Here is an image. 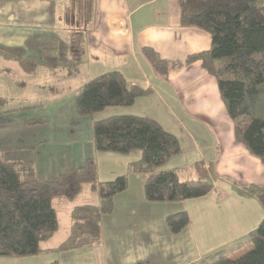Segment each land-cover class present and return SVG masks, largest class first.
<instances>
[{
    "label": "trees",
    "instance_id": "1",
    "mask_svg": "<svg viewBox=\"0 0 264 264\" xmlns=\"http://www.w3.org/2000/svg\"><path fill=\"white\" fill-rule=\"evenodd\" d=\"M179 1L181 23L205 30L211 40L208 49L187 55L178 67L198 60L215 76L220 99L233 120L235 141L264 162V0ZM93 13V0H69L67 39L55 36L43 43L42 61L2 49L0 54L17 61L26 73H34L42 64L66 66L71 72L84 58V32ZM141 53L160 76L171 70V63L154 48L144 46ZM151 93V88L131 84L121 71L112 69L84 81L75 92L74 105L78 114L92 116L106 107L130 106L137 98ZM92 139L97 151L139 152L129 170L147 174L144 196L148 201L200 197L214 187L206 177L181 179L176 169H158L180 153L181 146L175 135L151 117L116 114L93 120ZM21 167L20 163L0 158V256L42 252L40 242L50 238L58 227L52 199L71 198L84 185L98 191L99 201L72 208L71 232L59 248L98 246L101 216L112 211L114 195L128 187V175L120 174L106 182L98 180L92 156L44 177L23 174ZM239 191L255 197L264 208V186L249 184ZM165 222L170 233L176 234L189 223V216L185 210L177 211L168 214ZM245 242L250 246L247 251L223 253L208 264H264V217L248 232Z\"/></svg>",
    "mask_w": 264,
    "mask_h": 264
},
{
    "label": "crops",
    "instance_id": "2",
    "mask_svg": "<svg viewBox=\"0 0 264 264\" xmlns=\"http://www.w3.org/2000/svg\"><path fill=\"white\" fill-rule=\"evenodd\" d=\"M29 2L32 8L35 5L42 8H37L36 13H29L28 19L37 23L45 22L44 25L49 31L51 4L55 6L54 21H62V13L58 11L61 8L66 9L69 0H30ZM93 2L92 21L84 32L86 52L83 60L74 70L70 72L66 66L50 67L42 64L34 73L23 72L30 78L36 77L41 72L40 67L60 71V74L66 78L75 76L76 72L77 74L84 72L86 77L84 81H86L107 70L121 71L131 84L149 87L152 93L137 98L130 106L106 107L94 114V120L116 114L151 117L157 120L165 130L176 136L181 146V152L178 155L183 157L188 152H193L194 162L201 164L202 168L208 167L206 172L211 177V166L215 169V165L218 167L219 161L223 162L227 157V153L223 155L221 147L223 143L225 145L227 142L231 143L232 127L225 126L227 120L225 109L218 99L217 91L214 94L211 93L212 87L217 85L200 61L196 60L178 67L187 55L209 48L210 34L196 26L181 23L179 0H93ZM4 3L5 0H0V25L4 17H9V13L4 12L6 6ZM10 9L11 17H15L18 14L17 9L15 10L12 5ZM17 25L16 27H20L19 24ZM33 26L37 29L41 28L40 24H33ZM63 26L68 27V24L65 22ZM56 28H54L53 37L60 36ZM53 37L49 39L47 35L43 38L42 44L52 40ZM60 37L67 39L65 35ZM144 46L154 48L171 63V70L166 76H160L154 72L141 53ZM42 52L43 58V49ZM0 60H2L1 64H8L6 60L15 61L1 54ZM83 64L86 65L82 68ZM0 73L5 74L7 78L6 82L9 85L7 93H13L18 88L27 86V82L19 80L15 75L17 72H14L10 66L0 65ZM1 95L3 94L0 89V97ZM208 95L211 97L210 100ZM2 100L4 101L3 97ZM234 146L236 150L242 151V147L235 144ZM236 160V164L242 168V172L248 179L244 185L260 183L256 180L254 172L248 173V165L253 159L246 155L244 158L237 157ZM18 161L20 164L24 162L22 160L9 162L18 163ZM26 167L31 169L32 164ZM258 167L260 174L263 173L261 166L258 165ZM170 168L178 169V166L171 165L161 169ZM129 177L128 187L114 195L112 211L101 216L100 244L89 247L101 250V253L97 255L99 264H208L220 254H232L231 251L239 246L234 247V245L241 240L245 242L247 233L255 227L252 225L260 217H264V209L262 207L259 209L257 203L251 201L255 197L242 194L237 188L232 193H226L218 186H214L212 191L200 197L203 199L202 204L205 205H203L200 219L187 206V199L176 205L162 201L148 202L144 196V181L147 174L133 172L129 174ZM214 183H216L215 180ZM229 198L232 202L223 201ZM97 203L98 201L87 204ZM214 209L218 216L214 213ZM253 209L257 211L254 218L250 214ZM182 210L189 214V223L179 233L172 235L164 231L163 227L159 229V226H156L157 223L161 224V218L164 215ZM244 210H247V213L241 218ZM231 213L236 214L234 221H232ZM261 213L263 217L260 216ZM158 214L162 215L156 216ZM212 214L216 216L215 221L211 219ZM250 217L253 224L247 222ZM203 240L213 242V245L218 243L219 247L233 246L211 255L210 252L215 249L213 245L200 252L199 246H202ZM236 254L238 253L232 255ZM164 260L167 261L164 262Z\"/></svg>",
    "mask_w": 264,
    "mask_h": 264
},
{
    "label": "rangeland",
    "instance_id": "3",
    "mask_svg": "<svg viewBox=\"0 0 264 264\" xmlns=\"http://www.w3.org/2000/svg\"><path fill=\"white\" fill-rule=\"evenodd\" d=\"M29 1L30 0H5L4 4L6 6L4 7V12L9 13V17H4L0 25V49L10 53H17L21 56H32L39 61L42 59L43 52L40 45L44 40L43 38L49 35V39H51L55 34L54 28L57 27L55 30L58 31L60 36L68 35L69 28L63 26L66 22V9L63 10L61 8V10L59 9L58 11L62 13V21H54L53 10L55 6L51 4L52 13L49 21L50 30L48 31L46 25H44L46 24L45 22L37 23V21L32 22L28 19L29 13H36L37 8H42V6L39 5H35L32 8ZM11 5L14 9H17L18 14L15 17H11ZM59 6L61 5L59 4ZM17 24H19L20 27H16L18 26ZM33 24H40L41 28L37 29ZM42 32H44V34ZM6 62H8V64L0 63V65L12 67V70L17 72L15 73L16 77L19 78V80L27 82V86L22 89L18 88V90L13 93H7L9 87L6 82L7 78L5 74L0 73V89L3 94L0 98H4V101L0 103L1 159L6 161L22 160L24 161L21 164V166L24 167L21 168L23 174H32L39 177L56 175L72 165L81 164L86 156H94L97 164L98 180L106 182L113 180L120 174L126 173L129 183V174L133 172L131 169L129 170V165L131 166V163L128 162L137 160L139 158V152L118 153L97 151L92 139V122L94 120V115H80L75 110V92L86 78L84 72H82L83 74H77L76 72L75 76L66 78V76L60 74V71L40 67L41 72H39L36 77L30 78V76L23 72L17 61L6 60ZM85 65L86 64H83L81 67L83 68ZM210 75L217 85L215 76L213 74ZM212 88L211 93L214 94L217 91L218 99L223 109H225L220 99L218 87L213 86ZM209 98H211L210 95H208V99ZM225 115L227 119L225 126L231 125L232 127V140L231 143L227 142V145L222 141L221 151L223 155L227 153V157L223 162L220 160L218 167L215 165V169L211 166V177L206 172L208 167L202 168L201 164L194 162V159H192L193 152H188L185 155L187 158L176 154L159 166L158 169L171 165L178 166L176 171L181 179L206 177L212 181L215 187L218 186L221 191L232 193L235 188H238L237 190L240 192L239 188L249 184L244 185V182L248 179L245 173L242 172V168L236 164V158H244L248 155V157L253 159L251 160L252 163L250 161L248 165V173L254 172L256 180L260 182L257 184L264 186V162L251 154L244 145L235 141L233 120L228 116L226 109ZM37 120L39 122H37ZM234 144L242 147V151L236 150ZM29 164H32L31 169L33 168V173H31L30 168L26 167V165ZM258 165H260L263 170L261 174L258 170ZM214 180L216 183H214ZM200 197H204V195ZM200 197L187 199L186 203L192 212H195L201 219L204 204H202L203 199ZM239 200L244 201L243 199ZM97 201H99L98 191L91 190L88 185H84L82 189L71 198L57 197L52 199V204L56 209L58 227L50 238L40 242V247L44 250L38 254L27 256H0V264H49L56 260L58 262L57 264H99L100 260L97 255L101 253V250L98 248L85 247L65 250L59 248L67 240L71 232L73 224L71 209L77 206L76 204L95 203ZM223 201L232 202L231 198ZM251 201L257 203L259 209H261L262 206L256 198ZM251 201H248V203H251ZM162 202L176 205L177 203H182L183 200ZM214 213H216L217 216L219 215L216 209H214ZM245 213H247V210L241 213V218L244 217L243 215ZM231 214L232 221H234L236 214ZM250 214H252V218H254L257 211L253 209ZM160 215L162 214L156 216ZM260 216H262V213ZM165 218L166 216L164 215L161 218V224L158 225L157 223L156 226H159V229L163 227L164 231L170 233L166 226ZM211 219L213 221L216 220L215 214H212ZM261 219L260 217L252 226H256ZM156 220L158 222V218ZM247 222L248 224H253L251 217ZM163 243L164 242H162V244ZM212 245L213 242L203 240L202 246H199V250L200 252L204 251L212 247ZM236 245L239 246L235 247ZM213 246L215 249L210 252L211 255L221 249V251H223L226 248H231L233 245L219 247L218 243H215ZM234 247L235 248L231 252L238 254L250 248L244 240L235 244ZM216 256L217 255H215V257ZM165 261L167 260H164V262Z\"/></svg>",
    "mask_w": 264,
    "mask_h": 264
}]
</instances>
